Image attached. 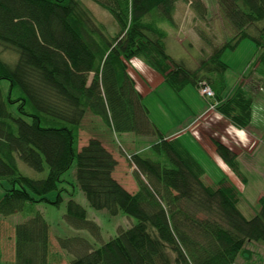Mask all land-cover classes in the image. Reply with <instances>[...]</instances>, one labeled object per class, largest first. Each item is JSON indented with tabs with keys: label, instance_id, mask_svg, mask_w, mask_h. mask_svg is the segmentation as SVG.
Wrapping results in <instances>:
<instances>
[{
	"label": "trees",
	"instance_id": "16d2710c",
	"mask_svg": "<svg viewBox=\"0 0 264 264\" xmlns=\"http://www.w3.org/2000/svg\"><path fill=\"white\" fill-rule=\"evenodd\" d=\"M90 1L111 14L117 36L107 34L82 0H0V48L18 55L8 64L0 53V183L9 185L0 216H30L15 229V264H52L50 225L35 207L61 204L59 185L74 165L76 184L92 209L137 223L99 247L81 237L60 238V248L73 256L70 264H237L247 244L264 243V197L247 220L238 208L241 193L228 179L207 186L205 170L182 137L162 134L151 121L130 67L143 59L177 95L187 86L200 92L209 87L214 98L203 97L206 106L247 129L254 99L241 85L225 96L229 65L223 58L251 41L259 51L252 67L264 75V0H218L230 38L214 44L196 69L168 54L161 24L174 25L178 5L186 3L195 23L206 25L203 0ZM88 114L114 134L158 139L151 147L154 158L129 156L132 185L118 176L120 159L101 140L80 146ZM211 141L217 156L246 182L237 153L221 140ZM18 159L39 173L47 168V177L22 175ZM53 192L55 201L49 199ZM66 207L68 224L101 242L87 210L73 198Z\"/></svg>",
	"mask_w": 264,
	"mask_h": 264
},
{
	"label": "rangeland",
	"instance_id": "374dc122",
	"mask_svg": "<svg viewBox=\"0 0 264 264\" xmlns=\"http://www.w3.org/2000/svg\"><path fill=\"white\" fill-rule=\"evenodd\" d=\"M203 2L209 9V21L206 25L195 23L191 7L186 3L178 5L174 25L161 24V28L167 33L165 44L168 54L176 60L184 61L190 69L198 68L201 59L210 54L214 44H222L230 38L226 34L227 29L222 27L218 0H203ZM82 6L91 13L97 23L105 27L108 35L115 37L120 33L114 18L100 5L90 0H82ZM211 22L214 23L211 24ZM0 53L8 64H15L18 60V55L14 51L0 48ZM258 55V49L251 41H245L237 50L225 53L223 59L229 65L226 73L225 96H230L235 87L241 85L256 99V106L260 105L264 108V75L257 70L258 66L252 67ZM131 65L130 74L135 79L139 92H142L143 104L149 110L150 119L158 130L168 136L172 132L184 131L186 134L182 136L181 141L185 142L186 148L205 170L203 182L207 186L216 188L222 179H228L239 194L241 193L238 203L240 212L247 220L252 219L260 209L259 200L264 197V127L260 131V136L258 134L257 137L253 136L250 128L245 129L248 139L247 142L241 143L232 131L231 123L222 118L217 112V107L213 109L211 106H206L205 99L199 90L197 91L193 86H187L180 95H177L163 83V79L151 70L143 59H135ZM2 86L4 89L9 87L7 82H3ZM258 93L261 95L257 96ZM203 109L202 113L193 116L194 113ZM189 121L191 122L188 123ZM181 125L186 126L182 131L179 128ZM192 133L206 146L207 153L201 150ZM94 138L101 140L104 146L120 159L118 176L122 177V181L128 185L133 183L132 175L135 170L128 163L129 156L140 154L154 158L151 147L158 142L156 137L114 134L99 118L88 114L79 133L80 146L86 145ZM211 138L221 140L237 155L239 154L238 162L246 182L238 178L217 156ZM18 166L20 173L29 178L40 180L48 175L47 168L44 173H39L20 159H18ZM75 173L74 165L63 176L65 182L59 185L62 189L63 201L59 206L40 204L35 207V210L41 212L50 225L52 264H70L73 259L72 255L60 248L58 242L60 238L81 237L99 247L115 237L120 229H130L137 223L135 219L123 214L112 217L107 211L92 209L76 184ZM8 188L7 182L0 183V199ZM57 198L58 192L49 195V199L53 201ZM70 198L81 204L88 212V219L99 226L101 242L89 231L76 230L68 224L66 206ZM29 218L27 213L9 217L0 216V264H15V229L18 224ZM237 264H264V243L247 244Z\"/></svg>",
	"mask_w": 264,
	"mask_h": 264
},
{
	"label": "crops",
	"instance_id": "0c3cea01",
	"mask_svg": "<svg viewBox=\"0 0 264 264\" xmlns=\"http://www.w3.org/2000/svg\"><path fill=\"white\" fill-rule=\"evenodd\" d=\"M237 87V86H236ZM235 87V88H236ZM262 90V89H261ZM141 92V91H140ZM141 94H142V92H141ZM250 95L252 96V94L250 93ZM259 95H261V93H258V95L257 96H259ZM253 97V96H252ZM253 99H254V104H253V120H252V124H251V126L249 127L250 129H251V131L253 132V136L254 137H257V135L259 134V136H260V131L263 129V127H264V108H261V106L259 105V106H256V99L253 97ZM258 107V108H257ZM262 110H263V112H262ZM204 111V109L203 110H201V111H199L198 113H194L193 114V116L195 117L196 115H199L200 113H202ZM193 117V118H194ZM191 121H189L188 123H190ZM184 127H186V126H179V128L181 129V131L184 129ZM188 132V131H187ZM184 134H186V133H184V131H182V132H172V134H170V136H168V137H171L172 139L173 138H181ZM192 135H193V137H194V140L196 141V143L198 144V145H200V148H201V150H203L204 152H206L205 151V149H206V146L202 143V141H199V139H197L195 136H194V133H192ZM185 143V142H184ZM207 153V152H206ZM239 155V154H238ZM238 159H240V156H238ZM241 163V162H240Z\"/></svg>",
	"mask_w": 264,
	"mask_h": 264
},
{
	"label": "clouds",
	"instance_id": "9594fccd",
	"mask_svg": "<svg viewBox=\"0 0 264 264\" xmlns=\"http://www.w3.org/2000/svg\"><path fill=\"white\" fill-rule=\"evenodd\" d=\"M135 59V58H134ZM232 131L235 132L236 137L240 140L241 143L247 142L248 139V133L243 128H238L235 125L232 126ZM231 134V132L229 133Z\"/></svg>",
	"mask_w": 264,
	"mask_h": 264
},
{
	"label": "built area",
	"instance_id": "2783aa9c",
	"mask_svg": "<svg viewBox=\"0 0 264 264\" xmlns=\"http://www.w3.org/2000/svg\"><path fill=\"white\" fill-rule=\"evenodd\" d=\"M201 95L202 97L208 98V99H212L214 98V93L210 90L209 87H205L201 90ZM213 109L215 108L214 105H210Z\"/></svg>",
	"mask_w": 264,
	"mask_h": 264
},
{
	"label": "bare ground",
	"instance_id": "6f19581e",
	"mask_svg": "<svg viewBox=\"0 0 264 264\" xmlns=\"http://www.w3.org/2000/svg\"><path fill=\"white\" fill-rule=\"evenodd\" d=\"M222 116V115H221ZM222 118H223V116H222Z\"/></svg>",
	"mask_w": 264,
	"mask_h": 264
}]
</instances>
